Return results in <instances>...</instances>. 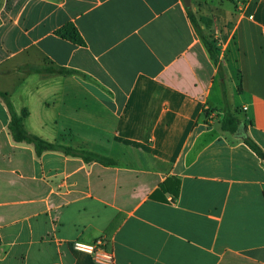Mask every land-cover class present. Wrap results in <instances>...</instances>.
<instances>
[{"label":"crops","instance_id":"obj_1","mask_svg":"<svg viewBox=\"0 0 264 264\" xmlns=\"http://www.w3.org/2000/svg\"><path fill=\"white\" fill-rule=\"evenodd\" d=\"M187 10L0 0V92L28 111L26 129L117 163L38 156L14 141L0 97V264H77L90 256L75 241H103L114 264H264V158L244 142L264 152V0H192L222 71ZM69 23L85 46L58 34ZM52 64L78 73L19 71ZM226 109L245 138L222 130ZM171 177L178 198L151 199Z\"/></svg>","mask_w":264,"mask_h":264},{"label":"trees","instance_id":"obj_2","mask_svg":"<svg viewBox=\"0 0 264 264\" xmlns=\"http://www.w3.org/2000/svg\"><path fill=\"white\" fill-rule=\"evenodd\" d=\"M189 18L194 25L197 33L201 37L205 48L207 49L210 58L214 62V64L220 68L222 71V67L220 65V58H219V48L216 46V42L213 38L204 33L203 29L201 28V24L197 19L195 13L192 10V7L188 10ZM58 34L77 45L85 46V41L80 34L79 30L74 24H67L63 28L58 31ZM21 72L25 73H38L43 77H50V76H57V75H73L77 74L78 72L69 68L57 66L55 64L49 66H23L19 69ZM239 89H242V83L240 80ZM0 97L5 101L10 114H11V121L9 125V129L11 135L15 142L17 143H25L29 145H33L35 147L36 154L41 156L45 152H61L67 156H74L83 159L86 163L97 162L104 166H114L117 163L109 159L107 157L100 156L93 152L87 150H77L72 147H68L66 145H61L57 143H52L46 141L36 135L31 134L25 127V119L28 116V111L23 110L21 114H19L12 102L10 101L9 97L5 93L0 92ZM238 111V110H237ZM238 112H241L240 110ZM242 121L233 113L230 109H226L224 116L221 121L222 130L226 133L235 135L242 125ZM246 126V124H244ZM244 142L250 147V149L257 154L258 157L264 158V152L260 148V146L250 137H246ZM181 189V181L176 177L168 178L164 181L159 188L155 191V193L151 196V199L160 202H167L166 194L172 196V200L178 198ZM2 244L1 237H0V246ZM77 264H94L90 257L85 259H79Z\"/></svg>","mask_w":264,"mask_h":264},{"label":"built area","instance_id":"obj_3","mask_svg":"<svg viewBox=\"0 0 264 264\" xmlns=\"http://www.w3.org/2000/svg\"><path fill=\"white\" fill-rule=\"evenodd\" d=\"M72 248L75 252L89 255L96 264H114V255L106 249V243L103 241H98L95 244L75 241Z\"/></svg>","mask_w":264,"mask_h":264},{"label":"rangeland","instance_id":"obj_4","mask_svg":"<svg viewBox=\"0 0 264 264\" xmlns=\"http://www.w3.org/2000/svg\"><path fill=\"white\" fill-rule=\"evenodd\" d=\"M227 85H228V91H229V93L231 95L234 94L235 100L237 101V104L236 105L239 106L236 80H229ZM237 110L239 111L240 108H238Z\"/></svg>","mask_w":264,"mask_h":264},{"label":"water","instance_id":"obj_5","mask_svg":"<svg viewBox=\"0 0 264 264\" xmlns=\"http://www.w3.org/2000/svg\"><path fill=\"white\" fill-rule=\"evenodd\" d=\"M183 2H184L185 6H186L188 9L192 7V0H183ZM243 131H244V125L242 124V125L239 127V129H238L236 135H237L238 137L245 138L246 135H245V134H244V135L242 134Z\"/></svg>","mask_w":264,"mask_h":264}]
</instances>
